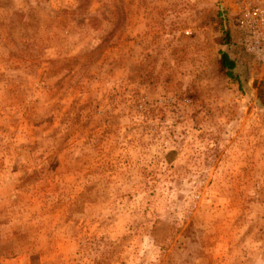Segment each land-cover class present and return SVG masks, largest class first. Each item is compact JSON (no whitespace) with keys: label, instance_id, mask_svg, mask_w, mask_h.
Returning a JSON list of instances; mask_svg holds the SVG:
<instances>
[{"label":"rangeland","instance_id":"1","mask_svg":"<svg viewBox=\"0 0 264 264\" xmlns=\"http://www.w3.org/2000/svg\"><path fill=\"white\" fill-rule=\"evenodd\" d=\"M244 6L0 0V264H264Z\"/></svg>","mask_w":264,"mask_h":264},{"label":"built area","instance_id":"2","mask_svg":"<svg viewBox=\"0 0 264 264\" xmlns=\"http://www.w3.org/2000/svg\"><path fill=\"white\" fill-rule=\"evenodd\" d=\"M243 4V27L254 39V49L260 50L264 48V2L250 6L243 0Z\"/></svg>","mask_w":264,"mask_h":264},{"label":"trees","instance_id":"3","mask_svg":"<svg viewBox=\"0 0 264 264\" xmlns=\"http://www.w3.org/2000/svg\"><path fill=\"white\" fill-rule=\"evenodd\" d=\"M226 41H224V43L226 45H231V37L229 36V33L226 34ZM240 66H243L242 62H240L238 59L234 58L231 56V54L227 53V52H223L221 54V58H220V69L224 72H226V74L233 79H240L238 78V76L236 75L235 71L237 69L240 68ZM258 101L259 104L264 106V88H259L258 89Z\"/></svg>","mask_w":264,"mask_h":264}]
</instances>
